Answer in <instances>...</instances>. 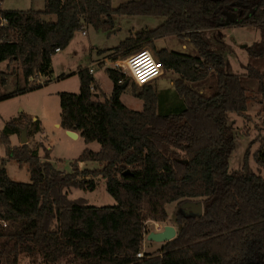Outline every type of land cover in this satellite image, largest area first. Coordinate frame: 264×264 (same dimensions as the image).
I'll use <instances>...</instances> for the list:
<instances>
[{"label":"trees","instance_id":"obj_1","mask_svg":"<svg viewBox=\"0 0 264 264\" xmlns=\"http://www.w3.org/2000/svg\"><path fill=\"white\" fill-rule=\"evenodd\" d=\"M114 15L164 20L121 41L111 60L150 47L178 76L162 95L152 81L140 87L131 82L143 101L141 110H133L120 100L127 76L107 67L112 89L100 100L88 68L76 71L79 91L58 93L59 123L85 142L97 141L99 149H84L64 172L49 161V149L41 160L38 147L15 145L8 155L28 165V182L10 179L0 159V220L7 222L0 224V264H18L22 252L38 254L44 264H264V177L228 169L236 136L228 113L245 115L255 98L244 79H255L264 97V69L248 64L244 73L228 72L222 54L204 39L206 30L218 26L254 25L263 38L246 51L264 59V0H127L116 7L111 0H45L42 10L0 8L1 79L20 70L25 81L4 98L46 84L55 48L63 49L87 25L110 34ZM162 37L185 41L192 51L155 49ZM41 76L46 79L37 82ZM23 127L33 133L8 121L2 140L8 144ZM259 141L253 158L264 167V137ZM93 161L100 167L78 168ZM98 177L114 204L69 198V188L93 190ZM187 201H200L202 214L177 212L175 237L136 257L145 223L165 222L166 204Z\"/></svg>","mask_w":264,"mask_h":264},{"label":"rangeland","instance_id":"obj_2","mask_svg":"<svg viewBox=\"0 0 264 264\" xmlns=\"http://www.w3.org/2000/svg\"><path fill=\"white\" fill-rule=\"evenodd\" d=\"M125 1L127 0H111V4L116 7ZM44 7L45 0H0V8L6 10H42ZM42 18L54 21L55 15H44ZM163 20L164 18L161 16L114 15V26L110 34L101 29H95L91 25L84 26L82 30L74 32L69 43L52 56V74L49 81L41 87L4 98V96L24 87L25 81L20 70H17L15 74L6 75L5 82L0 76V159H4L6 172L10 179L21 182L30 180L28 165H20L8 155L10 148L20 144V134H11L8 144L1 137V131L6 123L12 119L24 126H30L29 128L33 133H26L28 144L31 147L39 148L41 160L44 156L43 149H49V161L58 170L70 172L71 163L84 149L88 148L93 151L99 149L97 141L85 142L82 137L71 138L62 127L56 126L60 122L58 93L62 91L77 93L79 91V77L76 71L79 68L92 66V75L96 85L95 93L99 94L100 100H104L112 87V81L105 69L111 67L110 54L113 52V48L129 35L145 29H153ZM82 31L85 33L83 34ZM262 38V30L254 25L218 26L215 29L206 30L204 33V39L210 47L222 54L225 70L238 74L246 72L248 64L261 70L264 69V59L252 58L246 51L248 45L260 41ZM160 48L180 52L192 51L189 43L174 37L156 39L155 49ZM144 49L157 57L155 51L150 47L138 50ZM99 51L100 53H98ZM126 56H119L118 59L122 60ZM0 70H5V62L0 64ZM61 74L64 75L58 77ZM177 76L178 73L174 70L164 69L163 74L152 80L151 84L162 95L164 90L172 87V82ZM40 79L45 80L46 77L41 76ZM244 85L249 88L248 93L254 95L255 98L248 102L245 115H239L236 112L228 113L229 121L236 132L235 147L229 155L228 169L229 171L249 169L264 177V167H260L253 158L260 144V138L264 137V97L257 92L255 79H244ZM120 100L129 109L141 110L143 107L142 99L132 93L131 82L128 88H125L121 93ZM99 167V162L95 161L78 164L79 169ZM95 180L96 185L93 190L69 188V198H83L88 204L94 206L114 204L116 201L106 191L104 180L100 177ZM181 204L175 202L166 204L167 218L165 222H162L163 225L170 224L175 227V216L181 210ZM154 222L149 220L145 224L148 229H152ZM161 244L162 242L149 240L146 234L143 237L141 250L145 253H151L158 249ZM69 262V259L67 261L62 259L57 264H69ZM18 264L44 263L38 254L22 252Z\"/></svg>","mask_w":264,"mask_h":264},{"label":"clouds","instance_id":"obj_3","mask_svg":"<svg viewBox=\"0 0 264 264\" xmlns=\"http://www.w3.org/2000/svg\"><path fill=\"white\" fill-rule=\"evenodd\" d=\"M120 66L126 75L141 83L159 75V70L148 50L125 58Z\"/></svg>","mask_w":264,"mask_h":264},{"label":"water","instance_id":"obj_4","mask_svg":"<svg viewBox=\"0 0 264 264\" xmlns=\"http://www.w3.org/2000/svg\"><path fill=\"white\" fill-rule=\"evenodd\" d=\"M227 20H232L231 15L227 17ZM128 82L129 80L125 81L121 87H124ZM58 126H60V124H58ZM65 132L71 138H77L78 136V134L74 130H66ZM25 143H27L26 127H23L20 130V144H25ZM125 173H128V171H126ZM181 207H182L181 211H185L186 213L190 212V213L197 214V215L202 214V203L200 201L183 202L181 204ZM175 235H176L175 227L173 225L167 224L163 227L162 230L150 231L147 234V238L152 241L164 243V242H167L173 239Z\"/></svg>","mask_w":264,"mask_h":264},{"label":"built area","instance_id":"obj_5","mask_svg":"<svg viewBox=\"0 0 264 264\" xmlns=\"http://www.w3.org/2000/svg\"><path fill=\"white\" fill-rule=\"evenodd\" d=\"M82 33L84 34L85 32L82 31ZM144 50H145V49H144ZM144 50H137V51H135V52H133V53L127 55L125 58L130 57V56H132V55H134V54L140 53V52H142V51H144ZM58 51H60V48H58V47L55 48V53L58 52ZM150 53H151V52H150ZM151 55H152L153 60L155 61V66H156V68L159 70V75H157V76H155V77L151 78L150 80H147V81H145V82H143V83L138 82V81L132 79L130 76H128V75L125 74L124 70H123V69L121 68V66H120L121 63H122V61H123L125 58L122 59V60H120V59H118V58L115 59V60H112V63L110 64V66H111V68H113V69L117 70L118 72H120V73L124 74L125 76H127L129 82H133V83H135V84H137V85L146 84V83L151 82V81L154 80L155 78L159 77V76L162 75L163 72H164V66H163L162 62H161L157 57H155L152 53H151ZM88 70H89V73H90V74L93 73V68H92V66L89 67ZM42 81H43L42 79H39L37 82H42ZM119 82L121 83L122 80H119ZM0 224H1L3 227H5V226L7 225V222L4 221V220H0ZM164 226H165V225H163L162 223L154 222L153 228H152V229H148V232H147L146 234H148V233H149L150 231H152V230H153V231H159V230H162ZM146 234H145V235H146ZM142 256H143V251H142V250H141V251H138V252L136 253V257L139 258V257H142Z\"/></svg>","mask_w":264,"mask_h":264},{"label":"crops","instance_id":"obj_6","mask_svg":"<svg viewBox=\"0 0 264 264\" xmlns=\"http://www.w3.org/2000/svg\"><path fill=\"white\" fill-rule=\"evenodd\" d=\"M52 62V61H51ZM1 64V63H0ZM51 67H52V63H51ZM52 70H53V68H52ZM111 89H112V87H111ZM111 91V90H110ZM58 124H60V123H57L56 124V126H58ZM59 127H61V126H59ZM36 130V129H35ZM66 130H64V132H65ZM76 133L78 134V136H77V138H79L80 137V135H79V132H77L76 131ZM82 164V163H81ZM175 229H176V226H175Z\"/></svg>","mask_w":264,"mask_h":264},{"label":"flooded vegetation","instance_id":"obj_7","mask_svg":"<svg viewBox=\"0 0 264 264\" xmlns=\"http://www.w3.org/2000/svg\"><path fill=\"white\" fill-rule=\"evenodd\" d=\"M181 210H182V208H181ZM181 210H180V211H181Z\"/></svg>","mask_w":264,"mask_h":264}]
</instances>
